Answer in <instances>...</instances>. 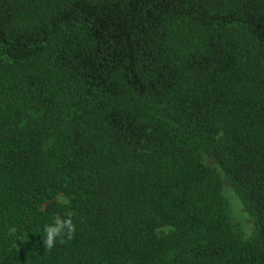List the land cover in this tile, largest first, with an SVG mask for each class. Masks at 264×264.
Returning a JSON list of instances; mask_svg holds the SVG:
<instances>
[{
  "label": "trees",
  "instance_id": "trees-1",
  "mask_svg": "<svg viewBox=\"0 0 264 264\" xmlns=\"http://www.w3.org/2000/svg\"><path fill=\"white\" fill-rule=\"evenodd\" d=\"M0 264H264V0H0Z\"/></svg>",
  "mask_w": 264,
  "mask_h": 264
},
{
  "label": "clouds",
  "instance_id": "clouds-1",
  "mask_svg": "<svg viewBox=\"0 0 264 264\" xmlns=\"http://www.w3.org/2000/svg\"><path fill=\"white\" fill-rule=\"evenodd\" d=\"M221 195L228 203L232 222L239 225L242 239L247 241L254 235V227L250 222L252 217L247 211L239 193L225 183ZM67 203V200L61 198V204L66 205ZM72 217L73 213L68 212L65 217L56 216L51 224L44 225L45 236L43 237V243L46 250L54 248L58 239L60 240V243H64L65 239L71 240L74 238L76 225L73 222Z\"/></svg>",
  "mask_w": 264,
  "mask_h": 264
},
{
  "label": "rangeland",
  "instance_id": "rangeland-1",
  "mask_svg": "<svg viewBox=\"0 0 264 264\" xmlns=\"http://www.w3.org/2000/svg\"><path fill=\"white\" fill-rule=\"evenodd\" d=\"M204 162L206 164V166L210 167L211 169L217 170L218 173H220L221 179H222V189L225 185V183H227L228 185H230L232 188H234L231 183L229 182V180L226 178V176L222 173V171L220 169H218L217 165L215 164L214 160L212 158H210L209 156H205L204 157ZM235 189V188H234ZM236 191V189H235ZM237 192V191H236ZM223 197V196H222ZM61 198H63L64 200H66L64 197H59L58 201L61 203ZM223 202H224V206H225V213L228 219V223L230 226L231 231L233 232V235L240 240L241 242H254L257 239V235L259 232V226L257 224L256 219L251 215L252 220L250 221L253 224L254 227V235L248 239L247 241H245L244 239H242V233L239 231V225L237 223H233L231 218H230V214H229V206L228 203L225 201V199L223 198ZM170 232L169 229H161L158 231L159 235H166Z\"/></svg>",
  "mask_w": 264,
  "mask_h": 264
}]
</instances>
